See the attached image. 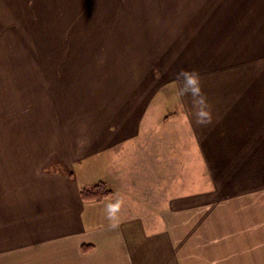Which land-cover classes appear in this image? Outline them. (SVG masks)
Segmentation results:
<instances>
[{"label":"crops","instance_id":"0c3cea01","mask_svg":"<svg viewBox=\"0 0 264 264\" xmlns=\"http://www.w3.org/2000/svg\"><path fill=\"white\" fill-rule=\"evenodd\" d=\"M171 72L108 86L63 148H0V264H264V83H202L201 125Z\"/></svg>","mask_w":264,"mask_h":264},{"label":"rangeland","instance_id":"374dc122","mask_svg":"<svg viewBox=\"0 0 264 264\" xmlns=\"http://www.w3.org/2000/svg\"><path fill=\"white\" fill-rule=\"evenodd\" d=\"M181 68L264 83V0H0V148H63L108 86Z\"/></svg>","mask_w":264,"mask_h":264},{"label":"clouds","instance_id":"9594fccd","mask_svg":"<svg viewBox=\"0 0 264 264\" xmlns=\"http://www.w3.org/2000/svg\"><path fill=\"white\" fill-rule=\"evenodd\" d=\"M179 93L181 96L190 95L192 103L195 108V116L197 123L207 125L212 122L213 116L210 102L203 91L201 77L196 69L181 68L175 74ZM121 201L117 200L115 203H108L106 205L107 213L110 217L120 209Z\"/></svg>","mask_w":264,"mask_h":264},{"label":"trees","instance_id":"16d2710c","mask_svg":"<svg viewBox=\"0 0 264 264\" xmlns=\"http://www.w3.org/2000/svg\"><path fill=\"white\" fill-rule=\"evenodd\" d=\"M113 193V190L103 181H99L93 186L81 190L82 199L86 202H102L113 195Z\"/></svg>","mask_w":264,"mask_h":264}]
</instances>
